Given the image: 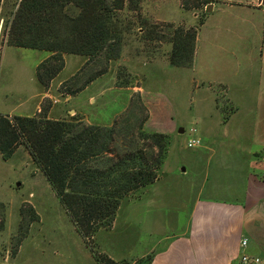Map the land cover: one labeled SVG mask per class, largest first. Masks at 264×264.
Instances as JSON below:
<instances>
[{
  "label": "rangeland",
  "instance_id": "obj_1",
  "mask_svg": "<svg viewBox=\"0 0 264 264\" xmlns=\"http://www.w3.org/2000/svg\"><path fill=\"white\" fill-rule=\"evenodd\" d=\"M20 1L4 0L0 7V114L41 115L53 120L74 116L86 124L110 126L121 114L137 110L136 102L132 103L133 106L131 104L133 94L114 88H119V82L128 81L141 88V97L148 109L144 130L170 137L159 179L134 198L124 201L113 228L100 230L94 240L97 252L117 262L127 260L129 264H139L142 261L137 257L146 249L155 245L159 247L156 243L160 239L183 228L197 195L214 184L213 179L205 182L202 174L209 156L202 148L199 118L209 119L211 115L214 122L217 119L215 103L223 105L227 100L207 88H201L189 69L173 68L162 61L156 68L141 66L138 69L137 60L142 63L168 60L172 46L159 40L144 41L135 17L139 15L159 27L184 20L194 26H183L191 28L210 11L207 12L204 3L199 6L196 2H189V11L184 10V0H143L137 14L126 10L123 16L130 19L133 28L132 34L126 36L120 59L111 62L107 75L89 89L70 96L68 93L75 89L74 77L84 65V57L65 55L64 70L51 82L48 90L43 91L37 81L36 70L50 54L8 45L7 27ZM231 1L250 5L259 2ZM160 29L164 31L166 26ZM192 140H200L201 144L189 148L188 143ZM183 168L187 172L181 176ZM30 206L39 217L37 222L30 223ZM22 210L24 215H21ZM1 225L2 253L8 249L14 255L25 242L24 251L16 263L98 264L44 174L23 147L9 160L0 155Z\"/></svg>",
  "mask_w": 264,
  "mask_h": 264
},
{
  "label": "trees",
  "instance_id": "obj_2",
  "mask_svg": "<svg viewBox=\"0 0 264 264\" xmlns=\"http://www.w3.org/2000/svg\"><path fill=\"white\" fill-rule=\"evenodd\" d=\"M142 1L21 0L7 27L8 45L50 54L36 70L43 91L64 70L65 55L84 57L86 62L74 77L75 89L68 93L75 96L107 74L111 62L120 59L126 36L133 28L123 15L126 10L137 14ZM214 1L184 0L182 7L189 11V2L206 7ZM135 18L144 41L171 44L168 62L172 67L194 66L197 36L205 18L191 28L172 23L159 27L139 15ZM163 26L166 29L160 31ZM118 87L135 86L125 81ZM214 90L222 96L220 87ZM134 101L137 110H131ZM131 104V112L121 114L110 126L86 124L74 116L53 120L41 115L0 114V155L9 160L20 147L28 152L98 264H129L97 252L95 236L100 230L113 228L124 201L159 179L170 145L168 135L144 130L149 114L140 93L133 95ZM218 106L227 112L225 103ZM29 210L30 223L37 222L34 208Z\"/></svg>",
  "mask_w": 264,
  "mask_h": 264
},
{
  "label": "crops",
  "instance_id": "obj_3",
  "mask_svg": "<svg viewBox=\"0 0 264 264\" xmlns=\"http://www.w3.org/2000/svg\"><path fill=\"white\" fill-rule=\"evenodd\" d=\"M210 5L188 71L214 95L220 87L227 100V112L215 103L214 122L211 115L199 118L202 148L209 156L202 174L214 184L197 195L183 228L160 239L159 247L146 249L137 257L139 264H243L244 255L260 260L252 264H264V1L215 0ZM172 23L194 26L184 20ZM160 61L169 63H135L138 69L156 68ZM114 88L142 93L140 87ZM186 172L183 168L181 176ZM24 248L25 242L11 255L0 247V264H20L16 261Z\"/></svg>",
  "mask_w": 264,
  "mask_h": 264
},
{
  "label": "built area",
  "instance_id": "obj_4",
  "mask_svg": "<svg viewBox=\"0 0 264 264\" xmlns=\"http://www.w3.org/2000/svg\"><path fill=\"white\" fill-rule=\"evenodd\" d=\"M200 144H201L200 140H192V141H190L188 143V147L189 148H192V147H196V146H198ZM242 246L243 247H246L247 246V240H243L242 241ZM259 262H260L259 259H257V258L254 259V258H251V257H249L247 255H244L242 257V263L243 264H252V263H259Z\"/></svg>",
  "mask_w": 264,
  "mask_h": 264
},
{
  "label": "water",
  "instance_id": "obj_5",
  "mask_svg": "<svg viewBox=\"0 0 264 264\" xmlns=\"http://www.w3.org/2000/svg\"><path fill=\"white\" fill-rule=\"evenodd\" d=\"M211 9H212V5H209V6L207 7V12L211 11ZM181 132H182V131H181Z\"/></svg>",
  "mask_w": 264,
  "mask_h": 264
}]
</instances>
